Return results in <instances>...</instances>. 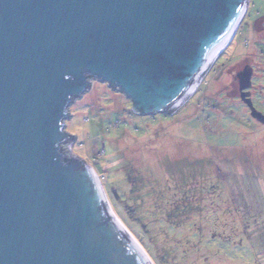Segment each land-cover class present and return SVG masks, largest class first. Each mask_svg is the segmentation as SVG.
<instances>
[{"label": "water", "instance_id": "1", "mask_svg": "<svg viewBox=\"0 0 264 264\" xmlns=\"http://www.w3.org/2000/svg\"><path fill=\"white\" fill-rule=\"evenodd\" d=\"M246 5L0 0V264H152L108 208L95 173L70 153L68 106L92 78L129 97L136 114L172 112ZM240 82L248 86L249 72Z\"/></svg>", "mask_w": 264, "mask_h": 264}, {"label": "rangeland", "instance_id": "2", "mask_svg": "<svg viewBox=\"0 0 264 264\" xmlns=\"http://www.w3.org/2000/svg\"><path fill=\"white\" fill-rule=\"evenodd\" d=\"M263 17L264 0H249L232 42L172 112L136 114L98 80L68 106L72 154L152 264H264V125L234 75L253 52L250 99L264 113V41L249 40Z\"/></svg>", "mask_w": 264, "mask_h": 264}, {"label": "flooded vegetation", "instance_id": "3", "mask_svg": "<svg viewBox=\"0 0 264 264\" xmlns=\"http://www.w3.org/2000/svg\"><path fill=\"white\" fill-rule=\"evenodd\" d=\"M248 9H249V0H248V6H246V10H245V12H244V14H243L242 19H244V18L246 17L247 12H248ZM242 19H241V21H243ZM241 21H240V23L238 24L236 30H234V32H233V34H232V36H231V38H230V41H229V43L226 45V47L232 42V40L234 39L235 35L237 34V32H238V28H239V26H240V24H241ZM251 27H252V31L250 32V39H249L250 42H251V43L254 42L255 44H258V45L262 44L261 42L264 41V17H263V18H259L255 23H253V25L250 24V28H251ZM251 33L253 34V38H252V39H251ZM247 44H248V43H247ZM226 47H225V48H226ZM223 51H224V50H223ZM223 51H222V52H223ZM219 56H220V54H219ZM219 56H218L217 58H219ZM253 59H254L253 52H251V53H250V52H247L246 54H243L242 57H241V59L239 60V62H238L237 64L234 65V66H236V65H239V63L244 62V63L242 64L241 68H239L238 70L235 71L234 75H235V78H236L237 83H238V92H239V94H238L237 96H238L239 100H241V102H242L245 106H247V105H246V102L244 101V99L241 98V93H242V92L245 93V98H246V99H247V98H248V99L251 98L250 90H251V87H252L251 77L253 76V74H252V67H253V64H254ZM216 60H217V59H216ZM216 60H215V61H216ZM215 61H214V62H215ZM213 64H214V63H213ZM211 66H212V65H211ZM234 66H232V67H234ZM243 71H247V72H249V75H250V83L248 84V86H247L246 88L240 90V89H239V86H240V83H241V82H240V76H241V74H242ZM238 98H237V99H238ZM250 100H251V99H250ZM246 109L248 110V113L250 114V113H251L250 109H249L248 107H247ZM262 114H264V113H262ZM252 118H253V117H252ZM253 119L259 121L260 123H262V124L264 125V122H262L260 119H258V118H253Z\"/></svg>", "mask_w": 264, "mask_h": 264}, {"label": "bare ground", "instance_id": "4", "mask_svg": "<svg viewBox=\"0 0 264 264\" xmlns=\"http://www.w3.org/2000/svg\"><path fill=\"white\" fill-rule=\"evenodd\" d=\"M245 7H244V10H243V12H242V14H241V16H240V18L238 19V21H237V23L235 24V26H234V28L232 29V31H231V33L229 34V36L226 38V40L221 44V45H223V47H222V49L224 48V47H226V45L229 43V41H230V38H231V36H232V34H233V32H234V30H236V28H237V26H238V24L240 23V20H241V18L243 17V14H244V12H245ZM219 53H220V51H219ZM219 53H217L216 54V56L219 54ZM215 54L212 56V58H211V60L209 61V63L207 64V66H206V68L204 69V71H203V73H202V75H201V77H200V79H199V81H198V83L200 82V80H201V78L204 76V74H205V72L210 68V66L214 63V59H215ZM198 83H197V85H198ZM196 85V86H197ZM195 89V88H194ZM193 89V90H194ZM193 92V91H192ZM189 97V96H188ZM184 102V101H183ZM182 102V103H183ZM181 103V104H182ZM180 104V105H181ZM179 105V106H180ZM178 107V106H177ZM176 107V108H177ZM97 180V179H96ZM97 183H98V181H97ZM99 184V183H98ZM99 186H100V188L102 189V191H103V194H104V197H105V199H106V204H107V206H108V208L110 209V211L113 213V210H112V208H111V206H110V203H109V201H108V198L106 197V193H105V191H104V189H103V186H101L100 184H99ZM118 220V219H117ZM120 222V221H119ZM120 224H122L121 222H120ZM126 230V229H125ZM135 240V239H134ZM138 244V243H137ZM142 245V244H141ZM139 246H140V244H139ZM141 247V246H140ZM143 247V246H142ZM141 247V248H142ZM146 251V250H145ZM146 253V252H145ZM147 254V253H146ZM149 256V255H148Z\"/></svg>", "mask_w": 264, "mask_h": 264}, {"label": "built area", "instance_id": "5", "mask_svg": "<svg viewBox=\"0 0 264 264\" xmlns=\"http://www.w3.org/2000/svg\"><path fill=\"white\" fill-rule=\"evenodd\" d=\"M246 6H248V0H247V5ZM93 80H96V79H92V78L89 79V87H88V89L90 88V84L93 83ZM63 130L66 131V119L63 120ZM73 142H74V138L71 140L70 144L68 145V147L70 149V153H72V145H73Z\"/></svg>", "mask_w": 264, "mask_h": 264}, {"label": "clouds", "instance_id": "6", "mask_svg": "<svg viewBox=\"0 0 264 264\" xmlns=\"http://www.w3.org/2000/svg\"><path fill=\"white\" fill-rule=\"evenodd\" d=\"M225 49V47L220 51V53L219 54H221L222 53V51ZM219 54L216 56V58L214 59V61L217 59V57L219 56ZM94 170V169H93ZM95 171V170H94ZM93 171V172H94ZM125 228V227H124Z\"/></svg>", "mask_w": 264, "mask_h": 264}, {"label": "trees", "instance_id": "7", "mask_svg": "<svg viewBox=\"0 0 264 264\" xmlns=\"http://www.w3.org/2000/svg\"><path fill=\"white\" fill-rule=\"evenodd\" d=\"M65 158V157H64ZM71 161V159H68V158H65L64 159V162H66V163H68V162H70Z\"/></svg>", "mask_w": 264, "mask_h": 264}]
</instances>
